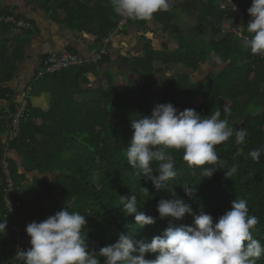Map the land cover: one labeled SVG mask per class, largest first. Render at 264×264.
<instances>
[{
	"label": "trees",
	"instance_id": "trees-1",
	"mask_svg": "<svg viewBox=\"0 0 264 264\" xmlns=\"http://www.w3.org/2000/svg\"><path fill=\"white\" fill-rule=\"evenodd\" d=\"M24 1L27 5L36 3L46 13L52 12L70 30L94 35L99 50L103 40L110 37L123 19L114 12L110 0ZM174 1L180 5L178 9L177 5L172 7L177 18L185 13L196 15L197 31L193 29L183 37L181 26L172 23V15L168 11L158 12L155 18L162 31L175 36L178 47L173 52H156L149 47L144 57L126 60L140 77L135 80L130 96L117 90L113 95L107 90L104 99H87L88 92L80 87L81 83L88 82L84 74L97 73V67L108 61L109 55L99 64L62 71L53 76L54 84H59V95L56 99L54 85L51 111L43 119L40 118L43 113L28 104L14 140L10 139L9 132L17 103L5 85L13 80L33 30L16 31V25L4 19H28L0 6V102L5 101L9 106L8 112L0 109V220L7 219V229L0 233V264H21L15 259L17 249L31 247L26 226L41 222L63 208L86 216L83 234L88 250L97 254L100 248L117 242L121 233L131 232L135 239L149 243L154 237L162 236L170 225L195 227L191 215L182 221L160 218L158 203L173 199V191L195 214L207 213L214 223L231 209L236 198L245 199L249 214L259 220L252 235L264 246V154L259 163L249 155L252 150L264 147V59L242 47V40L232 33H223L227 14L218 9L216 0ZM236 2L246 13L247 26L252 0ZM231 23L234 28L235 21ZM206 33L213 37L205 39ZM212 55L225 65L218 74L198 83L179 75L177 80L165 82L161 95L158 88L149 91V86L159 87L158 74L179 64L197 69ZM75 73L81 83L68 85L65 77ZM76 96L86 98L74 99ZM167 103L180 111L194 109L201 116L220 110L221 119L225 118L227 109L229 126L234 130L244 128L248 134L242 144H237L233 135L217 146L224 169H215L211 178L203 177L199 169L193 175V169L182 158L183 152L172 150L177 176L167 182L166 188L157 190L151 181L137 174L138 169L128 164L126 148L133 135L131 119L150 116L157 105ZM39 118L41 124L37 125L35 121ZM12 150L21 165L7 156ZM4 161L8 164V174L3 169ZM233 165L237 171L227 177L226 172ZM22 166L27 174L37 171L39 176L29 183L27 174L20 172ZM157 167L153 164L154 170ZM185 183L194 186L195 194L191 198L182 188ZM142 187L149 193H144ZM132 195L137 198L139 211L155 218L153 225L139 229L134 216L123 213L120 197ZM158 255L149 253L146 259L155 260ZM98 259L104 264L105 258ZM256 264H264V255Z\"/></svg>",
	"mask_w": 264,
	"mask_h": 264
},
{
	"label": "clouds",
	"instance_id": "clouds-1",
	"mask_svg": "<svg viewBox=\"0 0 264 264\" xmlns=\"http://www.w3.org/2000/svg\"><path fill=\"white\" fill-rule=\"evenodd\" d=\"M114 12L129 20L150 22L157 12L170 10V0H110ZM251 17L241 38L242 47L250 49L253 55H264V0H252L248 9ZM32 28V27H31ZM221 111H212L201 116L194 109L175 108L171 103L157 105L150 116L131 119L133 135L126 148L128 164L138 169L137 174L151 181L155 189L166 188L168 181L177 176L172 150L182 151L183 160L193 169L201 171L203 177L211 178L215 169H224L217 154V146L235 135L237 144L247 136L244 128L234 130L228 124L227 109L221 119ZM264 147L250 152L259 163ZM153 164L158 165L154 170ZM237 171L233 165L226 172L231 177ZM154 173H158L155 175ZM190 198L195 194L194 186H182ZM144 193H149L142 187ZM158 203L161 219L171 217L182 221L186 215L194 217V225H170L162 236L145 243L133 234L121 233L117 242L100 248L99 253L90 252L84 230L86 216L69 212L66 208L41 222L26 226L31 247L17 249L16 260L21 264H100L98 257L105 258L104 264H256L264 255V246L252 235L258 224V217L249 214L247 201L236 198L217 222L201 212L195 214L191 206L176 197ZM122 211L134 216L139 229L153 225L155 218L139 211L135 195L120 197ZM7 229V219L0 220V233ZM149 253H159L155 260L146 259Z\"/></svg>",
	"mask_w": 264,
	"mask_h": 264
},
{
	"label": "crops",
	"instance_id": "crops-1",
	"mask_svg": "<svg viewBox=\"0 0 264 264\" xmlns=\"http://www.w3.org/2000/svg\"><path fill=\"white\" fill-rule=\"evenodd\" d=\"M179 1L182 3L185 0ZM216 2L218 7V1L216 0ZM170 4L171 7L168 12L173 17L172 23L181 26V35L185 37L187 30L188 32H191L193 29L197 31L196 15L185 13L181 15L180 18H177L173 8H176L177 5L178 9L180 5L174 0H170ZM0 6L10 8L15 14H23L25 18L29 20L24 21L29 22L32 25L31 30H33V34L28 37L29 43L26 46L25 56L18 63L13 80L7 83L5 87L11 90L13 101L17 103V108L20 104L27 103L35 110L41 111L43 114H41L40 118L44 119L46 117L45 115H47L52 108L54 99L52 87L54 85H56L55 88L57 90L54 93L56 99L59 95V84H54L55 79L53 76L55 74L45 75L42 78L38 76L39 72L42 71L45 66L44 57L54 52H72L69 50L72 49L73 52L80 56L93 58L99 50L95 46L96 37L86 32L80 33L62 26L60 23L61 21L57 19L52 12L46 13L44 10L38 8L36 3L27 5L24 0H0ZM195 12H197V10H195ZM157 14L158 12L154 14L150 22H144V24L143 21L128 22L123 27V29H125L111 39L108 47L110 59L100 66V69L97 70L98 74L93 71L84 74L88 82H80V87H83L88 92L87 99H104L107 90H111L113 95L117 90V92L123 95L130 96L131 89L136 85L135 80H140V77L135 73L134 68L130 65L131 63L126 62V60L135 57H144L145 51L149 47L156 52H173L176 50L178 47L177 38L162 31L160 22L155 18ZM185 17L192 18L196 21V25L191 29L183 27L181 23L184 22ZM232 20L235 21L232 15H226L224 28L222 29L224 34L229 32L232 33V30L236 27L235 21V27L231 28ZM184 29H186L185 32ZM206 35L209 36L205 37L207 40L213 37L210 33H206ZM198 38L202 37L198 36ZM224 67L225 65L214 55L197 69L187 68L179 64L175 68H169L165 72L158 74V76H161L166 72H170L168 74L169 76L166 75L162 79L158 78L159 87L152 85L149 86L148 89L151 92L154 88H158L159 95H161L166 87L165 82L167 80L175 81L179 75H183L193 83H198L205 81L212 75L218 74ZM79 68L81 67H72L66 70H79ZM217 68L222 69L216 71ZM76 76L77 74L75 73L65 77L67 79L66 82H69L68 85H70L71 82L75 85L76 83H78V85L80 84L79 78ZM72 92L74 91L72 90ZM85 98L86 97L83 96L74 97V99ZM8 108L7 102H0V109H4L8 112ZM252 110L255 111L254 108H252ZM40 118L35 121L37 125L41 124ZM42 142L44 141L42 140ZM7 156L13 158L21 165V161L15 151H10ZM20 172L27 174L23 166L20 168ZM36 176H39L37 171L28 173L27 177L29 183H32Z\"/></svg>",
	"mask_w": 264,
	"mask_h": 264
},
{
	"label": "built area",
	"instance_id": "built-area-1",
	"mask_svg": "<svg viewBox=\"0 0 264 264\" xmlns=\"http://www.w3.org/2000/svg\"><path fill=\"white\" fill-rule=\"evenodd\" d=\"M218 1V8L226 13L227 15H232L236 21V27L232 30L235 37L240 39L244 36H248L245 26V18L246 13L243 7L236 2V0H217ZM8 23H14L16 25L15 30H28L32 27L29 22L24 20L16 21L13 17H7L4 19ZM128 23V19H123L120 21L117 29L111 33L110 37L106 38L102 42V47L96 53L93 58H86L84 56H80L78 54L72 52H54L49 54L45 59V66L43 70L39 72V78L44 77L45 75L56 74L58 72L64 71L66 69L72 67H81L90 64H99L102 61L103 57L109 54L108 51V44L111 42L114 36H116L120 31L123 30V27ZM256 56L261 57L264 59V55L257 54ZM100 69V66L97 67ZM28 108L27 103H22L17 108L16 113L12 115V123L10 126L11 132H9V137L11 140H14L19 132L20 124L23 119H25L26 110ZM3 169L5 173H9L8 171V164L4 161L3 162ZM9 204L12 205V202L9 201Z\"/></svg>",
	"mask_w": 264,
	"mask_h": 264
},
{
	"label": "rangeland",
	"instance_id": "rangeland-1",
	"mask_svg": "<svg viewBox=\"0 0 264 264\" xmlns=\"http://www.w3.org/2000/svg\"><path fill=\"white\" fill-rule=\"evenodd\" d=\"M196 21H194L192 18H187V17H185V19H184V22H182L181 23V25L183 26V27H185V28H187V29H191V28H193L195 25H196V23H195ZM180 24V23H179ZM186 31V29H184V32ZM187 33H188V30H187ZM233 33V32H232ZM233 35H234V33H233ZM235 36V35H234ZM220 38V37H219ZM181 69H183V68H181ZM222 68H217L216 69V71H219V70H221ZM170 72H166L165 74H162L161 76L159 75L158 76V78H160V79H162L164 76H166V75H168ZM202 74V73H201ZM169 76V75H168ZM255 109V111H256V113L258 112V109L257 108H254ZM254 111V112H255Z\"/></svg>",
	"mask_w": 264,
	"mask_h": 264
}]
</instances>
